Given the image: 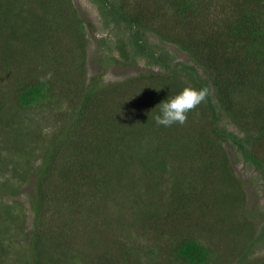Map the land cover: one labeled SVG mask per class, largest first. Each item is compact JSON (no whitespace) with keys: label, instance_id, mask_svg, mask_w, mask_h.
Listing matches in <instances>:
<instances>
[{"label":"trees","instance_id":"16d2710c","mask_svg":"<svg viewBox=\"0 0 264 264\" xmlns=\"http://www.w3.org/2000/svg\"><path fill=\"white\" fill-rule=\"evenodd\" d=\"M92 2L106 27L128 33L119 43L125 58L129 44L131 63L149 69L121 82L105 83L98 71L89 77L88 22L73 0H0V144L5 137L11 147L0 148V256L3 239L27 227L12 201L21 178L35 186L26 264H43L49 242L78 250L83 229L108 247L104 261L140 264L137 249L124 245L136 230L123 221L127 204L112 221L107 214L124 180L128 190L142 180L149 199L138 192L140 200H162L138 208L140 227L154 236L148 264H217L208 240L253 235L227 146L264 180V0ZM152 36L190 63L176 62ZM185 87L207 88V99L184 125H157L160 104ZM37 117L59 123L48 133ZM233 255L238 264H264L250 246Z\"/></svg>","mask_w":264,"mask_h":264},{"label":"rangeland","instance_id":"374dc122","mask_svg":"<svg viewBox=\"0 0 264 264\" xmlns=\"http://www.w3.org/2000/svg\"><path fill=\"white\" fill-rule=\"evenodd\" d=\"M74 5L79 9L82 14L87 19V34L90 40L89 46V56H88V72L89 77L93 76L95 72H101L103 75V80L105 83L110 82H121L127 77L135 76L141 71L149 69L148 65L144 60H139L137 64H132L130 57H132V47L128 44L125 46V50L128 52V57L125 58L126 53L122 52L120 46V40H125L127 42L128 33L123 30L117 32L108 28L104 25L103 20L100 17L99 11L96 5L93 4L92 0H73ZM151 41L157 45L163 46L169 50L171 55L174 57V60L178 63L189 64L190 59L184 52H181L178 48L173 45L166 44L161 42L157 37L152 36ZM125 45V44H124ZM128 58V59H127ZM158 70L157 68H151V70ZM8 114H13V112H8ZM40 117V116H39ZM37 117V119H39ZM40 125L43 123L46 132L52 131L55 124V121L52 120L51 123L41 122L39 119ZM224 124V123H222ZM221 125V124H220ZM7 138L4 137L0 148L5 153L10 152V148L6 145ZM6 148V149H5ZM3 151V153H4ZM227 152L231 159L232 164H234V174L236 178L241 179L242 185L239 187L246 194L245 209L248 212V215H243L242 218L246 217L249 221V225L252 226V233L250 237L245 233H238L235 237H239L242 240H231L225 243H222L218 246H215L212 241L208 240L205 235H201L203 239L208 240L211 247L217 252L219 251L217 264H238V255L234 257L233 253H240L248 246L250 250L252 249V257L255 258H264V237L261 238V234L264 229V180L261 177L259 171L254 167H250L241 157L240 154L236 152L231 146H227ZM188 152L181 153V156H186ZM189 155V154H188ZM23 158H21V161ZM33 163V165H38V163ZM183 163H190L188 159H182ZM201 163L200 161L195 164ZM24 168V167H22ZM130 180H124V182L119 185L120 188H117L114 195L113 201L110 203L111 206L108 210L107 218L108 220H113L111 216H114V213H117L124 205L127 204V207H124L123 210H126L124 213L123 221L126 225H130L136 228H129V237L124 242V239L121 242H124V245L127 247H134L137 249L138 256H142L140 259V264H148V258L146 257L145 250L151 248L154 245H151V241L154 236L147 228H141L140 222L143 218L142 214L139 213L141 205L146 203H156V206L159 205L162 200L157 198L153 201L149 200H140L138 194L141 193L145 196V199H149L145 192L143 191L142 180L139 182L136 189L128 190L126 186L129 184ZM15 184L20 185L19 193L13 198V202L18 203L17 206L19 209H23L20 212H25L27 217V227L24 231H20L19 235L16 232H10L8 236L3 239L2 246L5 248V254L0 256V264H26V261L29 259L31 253V244H29L28 239L25 235H30L32 230V218L33 213L31 210V199L34 194V182L33 181H21V178H16ZM117 187V186H116ZM231 192H233L230 189ZM139 192V193H138ZM139 195V196H140ZM221 195V194H220ZM129 200H135L138 202V206L133 209ZM9 201V199H8ZM129 201V202H128ZM11 202V201H10ZM137 208V209H136ZM242 220V219H241ZM247 221V223H248ZM116 224V221L113 222ZM86 228H87V223ZM89 228V226H88ZM103 230V229H100ZM112 231L111 228L106 231ZM81 231V230H78ZM109 231V232H110ZM89 233L87 230L83 229V237L77 240L78 250L72 244H56L55 242H49L46 245H43L40 248V253L43 255L45 260L43 264H109L108 261H104V254L108 252V247L102 243L100 236L96 235L90 229ZM98 233V231H95ZM103 234V233H102ZM97 236V240L95 237ZM122 237V235L120 234ZM258 240L255 245L252 247V243ZM93 241V243H91ZM71 247H74V250L71 251ZM43 251V252H42ZM227 252V253H225ZM72 254V255H71ZM114 254V251L111 250V256ZM240 255V254H239ZM107 257V256H106ZM48 259V260H46ZM109 259V258H108ZM164 260V259H162ZM221 263H218L220 262ZM154 264L153 262H149Z\"/></svg>","mask_w":264,"mask_h":264},{"label":"clouds","instance_id":"9594fccd","mask_svg":"<svg viewBox=\"0 0 264 264\" xmlns=\"http://www.w3.org/2000/svg\"><path fill=\"white\" fill-rule=\"evenodd\" d=\"M208 94L207 88L197 90L185 87L179 94L160 104V114L154 117L156 124L164 127H171L174 124L184 125L188 113L204 102Z\"/></svg>","mask_w":264,"mask_h":264}]
</instances>
